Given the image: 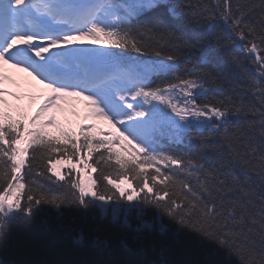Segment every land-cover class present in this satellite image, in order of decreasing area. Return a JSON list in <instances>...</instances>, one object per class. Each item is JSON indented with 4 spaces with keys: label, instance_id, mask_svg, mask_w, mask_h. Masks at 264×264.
Instances as JSON below:
<instances>
[{
    "label": "snow or ice",
    "instance_id": "snow-or-ice-1",
    "mask_svg": "<svg viewBox=\"0 0 264 264\" xmlns=\"http://www.w3.org/2000/svg\"><path fill=\"white\" fill-rule=\"evenodd\" d=\"M217 20L231 36L217 29ZM5 65L46 90L27 127L4 107L6 96L22 98L5 87ZM69 98L85 101L84 119L99 117L115 134L97 138L94 125L83 122L50 134L46 129L56 122L51 113ZM192 129L198 142L193 152L169 149L183 146ZM53 154L75 158L67 165L76 170L75 180L71 174L65 180ZM37 156L60 181H71L78 195L23 191L18 173L26 159L31 169ZM92 159L114 160L117 180L131 186L121 187L103 171L102 189L96 178H81L80 164L97 173L87 163ZM0 164V245L14 221L30 225L43 205L78 203L86 209L95 201L101 212L115 206L113 219L123 206L125 225L129 209L140 216L143 207H154L240 264H264V0H0ZM173 166L190 179L178 184L161 171ZM159 235L167 236L163 224ZM170 251V244L161 243L158 260L115 264H172Z\"/></svg>",
    "mask_w": 264,
    "mask_h": 264
},
{
    "label": "trees",
    "instance_id": "trees-1",
    "mask_svg": "<svg viewBox=\"0 0 264 264\" xmlns=\"http://www.w3.org/2000/svg\"><path fill=\"white\" fill-rule=\"evenodd\" d=\"M216 26L226 35H232L222 21L217 20ZM201 30L206 31V28ZM230 50L238 51V47L232 45ZM239 54L243 55V53ZM246 67L248 72L254 76L255 72L252 66L246 62ZM164 78L170 79L171 77ZM213 95H215L214 92ZM198 99L201 98L198 97ZM248 99H251V96ZM195 131L192 129L188 133L183 146L169 145V149L176 152H193L198 143L192 138ZM204 131L207 134L208 130ZM100 152L105 153L106 159V150L100 149ZM30 155L32 156L31 151ZM124 155L127 154L124 153ZM59 157L61 159L59 154H53V161ZM93 157L97 158L98 154L94 152ZM4 159L7 161V157ZM205 160L208 163H215L211 156H206ZM89 161L93 168L97 169L94 178L97 179L101 189L107 182L101 181L98 176L100 171H103L105 175L111 174L112 178L121 184V187L129 186L128 180H117L116 173L119 166L115 165L114 160L108 161L107 164L104 161L97 164L95 159ZM32 164L31 169L28 168V172L24 173L20 181L25 185L23 191L31 188L35 191H43L49 196L72 197L73 192L78 195V189L69 188L71 181L67 183L60 181L47 171V160L41 162L37 156ZM8 165V171H10V162ZM109 165L114 167H109ZM4 171V166L0 164V175ZM148 171L152 175H156L151 169ZM161 171L166 175H171L178 184L190 179L175 166L168 169L161 168ZM129 175L131 174L129 173ZM49 177L52 179L49 180ZM163 178V176L160 177V179ZM192 182L194 183V181ZM13 191L15 192L17 189L13 188ZM136 191L137 195H143L139 188ZM128 194L132 195L133 193L129 192ZM159 195L165 196L163 192ZM180 203L177 200V204ZM114 207L109 205L101 212V205L95 201L90 203L86 209L78 203L62 206L60 209L51 205H43L35 214L30 225L26 226L15 221L12 223L6 243L0 245V264H115V262L129 259L158 260V246L161 243L171 245L167 259L172 264H240L238 257L227 255L214 243L202 240L187 229H178L173 221L160 215L154 207H143L140 216L137 215L136 209H129L128 225L124 224L123 206L116 209L118 214L113 219ZM142 221L152 225V228H144L141 224ZM160 224H163L167 229L166 237L159 235ZM138 227L140 228L139 232L136 231ZM122 240L128 244L132 252L122 246ZM97 241L104 243L98 246ZM141 247L145 250L143 256L137 254Z\"/></svg>",
    "mask_w": 264,
    "mask_h": 264
}]
</instances>
